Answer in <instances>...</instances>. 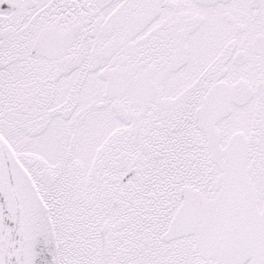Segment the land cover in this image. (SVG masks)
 <instances>
[{
	"label": "snow or ice",
	"instance_id": "6c2138e0",
	"mask_svg": "<svg viewBox=\"0 0 264 264\" xmlns=\"http://www.w3.org/2000/svg\"><path fill=\"white\" fill-rule=\"evenodd\" d=\"M0 264H264V0H0Z\"/></svg>",
	"mask_w": 264,
	"mask_h": 264
}]
</instances>
